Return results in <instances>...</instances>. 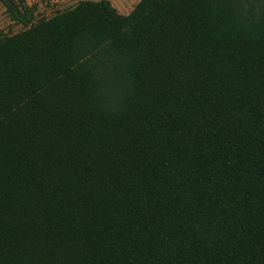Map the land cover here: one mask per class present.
I'll list each match as a JSON object with an SVG mask.
<instances>
[{
    "label": "trees",
    "instance_id": "1",
    "mask_svg": "<svg viewBox=\"0 0 264 264\" xmlns=\"http://www.w3.org/2000/svg\"><path fill=\"white\" fill-rule=\"evenodd\" d=\"M0 3V264H264V0Z\"/></svg>",
    "mask_w": 264,
    "mask_h": 264
},
{
    "label": "rangeland",
    "instance_id": "2",
    "mask_svg": "<svg viewBox=\"0 0 264 264\" xmlns=\"http://www.w3.org/2000/svg\"><path fill=\"white\" fill-rule=\"evenodd\" d=\"M27 4H37V18L51 17L57 12L64 11L73 7L76 2L73 0H25ZM130 6H121L117 10L122 12L130 11ZM22 27L9 20L5 14L4 8L0 3V33L14 34L20 31Z\"/></svg>",
    "mask_w": 264,
    "mask_h": 264
},
{
    "label": "crops",
    "instance_id": "3",
    "mask_svg": "<svg viewBox=\"0 0 264 264\" xmlns=\"http://www.w3.org/2000/svg\"><path fill=\"white\" fill-rule=\"evenodd\" d=\"M73 1L77 3L79 0H73ZM109 1L116 8L121 7V6H130L132 8L139 0H109ZM118 11L122 14H127L129 12V11L122 12L120 10Z\"/></svg>",
    "mask_w": 264,
    "mask_h": 264
}]
</instances>
